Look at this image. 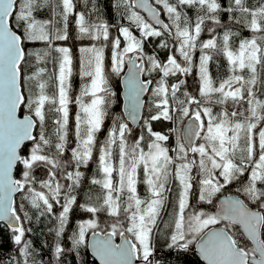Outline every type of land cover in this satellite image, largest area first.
Instances as JSON below:
<instances>
[{"label": "snow or ice", "instance_id": "6c2138e0", "mask_svg": "<svg viewBox=\"0 0 264 264\" xmlns=\"http://www.w3.org/2000/svg\"><path fill=\"white\" fill-rule=\"evenodd\" d=\"M112 7L115 23L96 0H0V232L16 249L7 264H36L34 214L55 221L56 264L82 247L99 264H160L162 232L169 249L194 245L204 264H264V0ZM222 14L251 36L237 45ZM73 30L89 41L78 49L75 96L72 48L59 43ZM29 43L42 47L29 51ZM220 57L224 74L214 77L210 64L219 68ZM112 76L122 79L124 112L101 143L119 98ZM161 122L175 126L155 130ZM90 162L96 173L81 203ZM74 206L89 218L66 249L60 241Z\"/></svg>", "mask_w": 264, "mask_h": 264}, {"label": "trees", "instance_id": "16d2710c", "mask_svg": "<svg viewBox=\"0 0 264 264\" xmlns=\"http://www.w3.org/2000/svg\"><path fill=\"white\" fill-rule=\"evenodd\" d=\"M222 3L226 4V0H221ZM113 0H96V6L99 8L101 15L109 19L110 22L115 23L118 19V14L116 13V10L112 7ZM84 5L81 3L79 5L78 10H82ZM191 14V13H190ZM210 23V22H209ZM221 23L222 25L230 24L232 28V31L234 33H238V35L235 37L238 40L251 36V33L247 30L242 28L240 25L235 24L232 20L230 21L227 19V14L221 15ZM74 31V30H73ZM73 31H70V34L72 36ZM217 31L222 32L223 28L217 29ZM206 32L202 33V38H208V34ZM36 47H42L36 46L34 44L33 48ZM33 48H31L28 45V50L31 51ZM198 59V53L194 57V60ZM218 63L220 67H217V62H212L210 64V69L212 71L213 76L217 75H223L224 74V66L226 64L223 57L218 58ZM74 81L76 80V77H73ZM187 82L192 87L189 89L191 91H195V85L197 83L198 77L196 75H190L187 78ZM115 108V111L113 110V105H111L109 111V115H112L113 112H115L116 115L122 114V110L118 105ZM26 113V110H25ZM108 118V117H107ZM106 118V120H107ZM105 120V127L107 126V122ZM171 122H161L156 123L154 125L155 130L163 131L167 133L168 129L171 127H174ZM174 137V136H172ZM175 138V137H174ZM170 144H174V142L169 141ZM85 172V183L83 188L80 190V196L78 197L79 202H83L84 196L83 192L87 190L89 186V182L93 176H91L88 172L90 171V168L82 169ZM37 174L39 176H44L45 173L43 170H38ZM235 185L229 187L226 189L225 192H234ZM139 191L141 194H143V186H139ZM17 200H20V195H17ZM171 210V206L168 208V211ZM212 210V209H210ZM88 218V215L85 214L82 209L74 206V210L72 213H70V219H69V225L66 227L64 237L61 239V243L63 246L68 249L71 247V240L70 237L75 231L77 222L81 219ZM164 218L167 219V211L164 214ZM107 217L104 215V219L101 220V226L103 227V221L106 220ZM55 221H51L49 219H46L44 217H41L39 221H35V214H34V222L29 225V227L32 228V232L28 234V238L32 240L33 249H34V258L36 264H56L55 257L52 255L53 248L55 243L57 242L55 237L54 231H49V229L54 228ZM163 227V226H162ZM168 243L170 241L167 239L166 233L162 232L157 239L155 240V246L157 248V258L160 261V264H204L203 260L197 255L195 252L194 245L190 246L191 250H178V249H169ZM16 255V249L15 246L11 243L10 234L5 230L3 232H0V264H7V261L10 256ZM61 264H99V262L91 255L87 247H82L79 251V254H75L74 252L66 251L65 255L62 257Z\"/></svg>", "mask_w": 264, "mask_h": 264}, {"label": "rangeland", "instance_id": "374dc122", "mask_svg": "<svg viewBox=\"0 0 264 264\" xmlns=\"http://www.w3.org/2000/svg\"><path fill=\"white\" fill-rule=\"evenodd\" d=\"M231 21V20H230ZM227 26L228 25H230L229 23L228 24H226ZM218 29H220V28H218ZM207 33V32H206ZM208 34V33H207ZM207 34H205V35H207ZM75 35H76V33H75V31H73V34H72V36H71V34H70V38H69V40L67 41V42H59V43H61V44H63V45H65V46H69V47H71L72 48V52H73V58H74V75H73V77H76L77 78V76H78V78H79V75H78V60H79V52H78V49L80 48V47H82V46H86V45H88L89 44V41H80V40H78V39H76L75 38ZM208 36V35H207ZM247 37H248V35H246ZM235 43L238 45V43H239V40L237 39V38H235ZM36 46H41V44H39V43H37V44H35ZM29 46L31 47V48H33L34 47V44H31V43H29ZM108 61H107V50H106V63H107ZM73 77H72V79H73ZM110 84H111V88H112V91H117V89L119 88V83H118V77H115V76H112L111 78H110ZM80 85H81V80H79V85H78V91L77 90H74V91H72L73 93H75V95L76 94H78L79 93V89H80ZM119 99V98H118ZM118 99H116V98H113V100H114V104H117L118 103ZM171 206V203L169 204V207Z\"/></svg>", "mask_w": 264, "mask_h": 264}, {"label": "flooded vegetation", "instance_id": "af4514ba", "mask_svg": "<svg viewBox=\"0 0 264 264\" xmlns=\"http://www.w3.org/2000/svg\"><path fill=\"white\" fill-rule=\"evenodd\" d=\"M81 41V40H80ZM84 41H87V40H84ZM83 42V41H82ZM79 80H80V78H78V76H77V78H76V80L74 81V79H72V91H74V90H77L78 91V85H79ZM118 83H119V88H118V97H119V99H118V103L117 104H114V102L111 104V105H113L114 107H113V110L115 111V108L117 107L116 105H118V107H120V109L122 110V108H121V105H122V97H121V78L120 77H118ZM76 93V92H75ZM75 93H73L72 92V94H73V96H75ZM72 109H73V112L75 111V105H73L72 106ZM109 111H111L110 109H109ZM115 116V112H113V114L112 115H109V117L107 118V120H106V122H107V126L105 127V124H104V128H102V130H101V133L100 134H98V140H99V142H103V140H104V137L107 135V130L108 129H110L111 128V126H112V117H114ZM174 140H175V138L174 137H171L170 138V141H172V142H174ZM89 168H90V171L88 172L91 176H93L95 173H96V168H97V165H96V163L95 162H90V164H89V166H88ZM197 202V198L196 197H194L193 198V200H192V203L193 204H195ZM89 218V217H88ZM101 220H103L104 219V215L103 214H101ZM87 219V218H86Z\"/></svg>", "mask_w": 264, "mask_h": 264}, {"label": "water", "instance_id": "95a60500", "mask_svg": "<svg viewBox=\"0 0 264 264\" xmlns=\"http://www.w3.org/2000/svg\"><path fill=\"white\" fill-rule=\"evenodd\" d=\"M123 93H124V87H123V83H122V79H121V97H122V105H121V107H122V111L124 112V95H123ZM25 114H27V113H25ZM18 115H20V113H18ZM22 118V117H21ZM133 127H135V126H133ZM224 194H231V192H225ZM89 239H90V234H89ZM117 241H118V238H117ZM88 248V247H87ZM88 250H89V252L91 253V255L99 262V260L94 256V254L92 253V251H91V249L90 248H88ZM195 252L197 253V255L200 257V255H199V253H198V251H196L195 250ZM201 259H202V257H200Z\"/></svg>", "mask_w": 264, "mask_h": 264}]
</instances>
